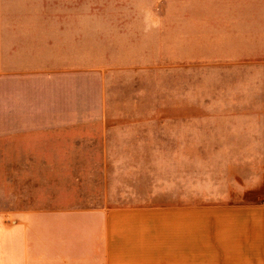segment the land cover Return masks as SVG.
I'll return each instance as SVG.
<instances>
[{"label": "crops", "instance_id": "0c3cea01", "mask_svg": "<svg viewBox=\"0 0 264 264\" xmlns=\"http://www.w3.org/2000/svg\"><path fill=\"white\" fill-rule=\"evenodd\" d=\"M216 6L215 39L198 34L213 51L193 57L184 50L195 34L168 37L183 49L172 69L203 61L234 72L264 56V0ZM12 39L17 47L25 40ZM121 72L106 65V83L85 73L40 74L14 87L1 117L5 166L50 170L38 198L64 202L0 214V264H264V200L233 199L231 191L257 187L247 178L244 187L238 166L215 154L264 152V125L255 127L264 120V79L225 81L221 97L234 110L192 115L183 75L181 92L168 87L160 116L153 94L145 108ZM27 183H17L13 199L31 198Z\"/></svg>", "mask_w": 264, "mask_h": 264}, {"label": "rangeland", "instance_id": "374dc122", "mask_svg": "<svg viewBox=\"0 0 264 264\" xmlns=\"http://www.w3.org/2000/svg\"><path fill=\"white\" fill-rule=\"evenodd\" d=\"M217 1L0 0V214L20 210L37 214L64 202L38 198L40 185L45 186L51 177L50 170L10 169L5 166V152H1L6 146L5 130H1L5 127V120L1 117L7 113L10 95L13 96L17 84L29 85L31 81L38 80L40 74L55 72L85 73L95 81L102 79L106 83L108 65L124 71L119 73L124 74L121 78L135 81L136 87L132 92L142 97L141 104L145 108L154 104L151 101L153 94L158 100L160 116L167 113L168 87L175 89L172 93L181 92L178 87L176 89V82L185 78L183 75L191 82V102L185 111L196 115L234 110L233 105L223 102L221 97L226 92L224 82L241 79L246 82L250 78L262 81L264 56H256L254 63H238L241 68L234 72L203 61L192 62L187 71L170 66L183 49L176 43L169 44L168 37L185 34L189 38L188 35L195 34L197 40L184 50L193 53V57L213 51L212 48H202L204 42L198 34L215 39ZM239 1L246 3L247 0ZM241 10L246 11L245 8ZM246 24L245 18L238 23L236 21L235 32L238 30L240 36L245 34ZM37 34L45 35L46 40H32V36ZM14 37L25 40L17 47L13 43ZM255 124L258 128L264 125V120H256ZM215 154L229 158L233 165L238 166L236 171L242 177L240 182L244 187L247 179L257 187L253 193L233 190V199L264 200V152ZM23 178L28 179L25 187H29L31 198L13 199V191L17 193V183H21ZM43 195L50 194L44 191Z\"/></svg>", "mask_w": 264, "mask_h": 264}]
</instances>
